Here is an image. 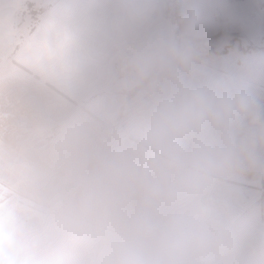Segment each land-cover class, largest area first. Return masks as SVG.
Instances as JSON below:
<instances>
[{"label":"clouds","instance_id":"9594fccd","mask_svg":"<svg viewBox=\"0 0 264 264\" xmlns=\"http://www.w3.org/2000/svg\"><path fill=\"white\" fill-rule=\"evenodd\" d=\"M116 34L144 28L157 0H101ZM197 49L159 40L122 71L141 105L134 129L52 134L28 227L37 264H245L253 242L209 203L264 165V112L242 82L196 74ZM127 111L123 105L118 113Z\"/></svg>","mask_w":264,"mask_h":264},{"label":"crops","instance_id":"0c3cea01","mask_svg":"<svg viewBox=\"0 0 264 264\" xmlns=\"http://www.w3.org/2000/svg\"><path fill=\"white\" fill-rule=\"evenodd\" d=\"M157 2L144 28L121 35L99 15L101 0H0V264H37L29 200L39 188L53 132L97 125L134 129L148 97L125 96L122 69L134 52L164 36L168 25L156 20L164 0ZM34 10L42 11L37 24ZM236 52H207L193 71L242 82L264 112V49L249 48L241 57ZM257 53L254 61L250 54ZM123 105L127 111L120 116ZM232 183L235 199L223 202L212 192L209 203L253 242L245 264H264V165Z\"/></svg>","mask_w":264,"mask_h":264},{"label":"rangeland","instance_id":"374dc122","mask_svg":"<svg viewBox=\"0 0 264 264\" xmlns=\"http://www.w3.org/2000/svg\"><path fill=\"white\" fill-rule=\"evenodd\" d=\"M181 2L185 9L187 24L178 44L201 43L217 51L237 47L240 49V55L237 52L235 54L240 57L244 52L247 55L249 48L264 49V0H181ZM33 13L36 19L39 13L36 10ZM156 20L164 21L166 23L164 25H168L167 30L163 31L162 39L174 41L171 23L159 14ZM141 38L146 39L143 35ZM142 43L145 44V41L142 40ZM250 55L256 57L254 61L260 58L259 53ZM259 258L261 256L258 254L256 259Z\"/></svg>","mask_w":264,"mask_h":264},{"label":"trees","instance_id":"16d2710c","mask_svg":"<svg viewBox=\"0 0 264 264\" xmlns=\"http://www.w3.org/2000/svg\"><path fill=\"white\" fill-rule=\"evenodd\" d=\"M160 12L162 13V16L171 23L172 25V33H173V38L174 41L176 43L180 42V35L183 33V31L185 30L186 24H187V18H186V14H185V9L182 5L181 0H164V2L162 3L161 7H160ZM37 13H39V15L37 16V18L35 19V16H33L34 23H38L40 20V15L42 13V11H37ZM34 29V28H33ZM32 29V30H33ZM31 30V31H32ZM185 44L189 45V46H193L197 49V51L200 54V57L203 54H206L207 52H217V53H223L225 52L226 48L220 51H216L214 50V48H212L211 46H207L201 43H192V42H186ZM264 201V197H261L259 202ZM258 202V203H259Z\"/></svg>","mask_w":264,"mask_h":264}]
</instances>
